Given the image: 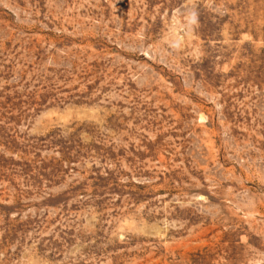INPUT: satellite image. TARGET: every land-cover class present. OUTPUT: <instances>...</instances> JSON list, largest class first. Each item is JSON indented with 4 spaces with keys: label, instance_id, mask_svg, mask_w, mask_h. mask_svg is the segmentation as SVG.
<instances>
[{
    "label": "rangeland",
    "instance_id": "374dc122",
    "mask_svg": "<svg viewBox=\"0 0 264 264\" xmlns=\"http://www.w3.org/2000/svg\"><path fill=\"white\" fill-rule=\"evenodd\" d=\"M0 264H264V0H0Z\"/></svg>",
    "mask_w": 264,
    "mask_h": 264
}]
</instances>
